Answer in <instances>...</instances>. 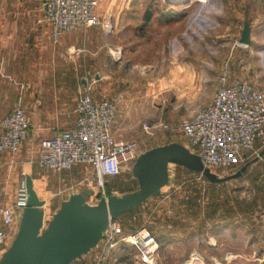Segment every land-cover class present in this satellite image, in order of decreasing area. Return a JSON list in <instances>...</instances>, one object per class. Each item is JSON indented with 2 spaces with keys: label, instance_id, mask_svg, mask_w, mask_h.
<instances>
[{
  "label": "crops",
  "instance_id": "1",
  "mask_svg": "<svg viewBox=\"0 0 264 264\" xmlns=\"http://www.w3.org/2000/svg\"><path fill=\"white\" fill-rule=\"evenodd\" d=\"M42 1L0 0V123L9 112L20 107L27 113L29 124L28 138L14 159L0 151V207L14 204L22 179L25 180V177L29 176L39 200L44 202L42 210L45 229L60 209L61 203L70 195L84 189L92 191L93 194L85 198L87 202V198L96 194L95 189L92 190L95 184L94 173L87 166H76L55 174L54 183L59 186L80 184L82 188L57 201V204L50 205L47 215L46 201L40 195L41 184L38 185L40 167L35 162L42 140L52 138L58 132L74 126L77 118L76 103L85 94L86 88H89L93 100L108 99L115 103L117 116L112 133L116 140L139 142L137 157L151 148L170 143H179L196 154L184 138V143L168 139L170 136L165 134L146 138L141 122L148 114L150 93L156 97L159 94L156 91L159 89L168 85L175 87L179 79H185V82L191 85L189 89L192 100L188 102L192 104L189 107H195L196 111L206 107L213 94L204 98L199 96L205 83L211 80L204 70H198L193 63H188V60L182 64L178 63L177 34L171 32L176 29L177 22L171 10L167 16L157 9H154L153 13L151 8L136 4L132 0H98L96 13L101 19V25L86 30L76 28L69 31L63 35L60 44L55 45L50 37V26L44 18ZM172 7L173 5L168 4L165 11ZM136 13H142V17L136 18ZM131 29H137V37L133 40L135 46L127 50L124 40ZM149 29H154L155 34L159 32L160 37L151 41V38L145 35ZM256 34L250 28V43L243 47L249 49L253 60L248 65V73L241 71L239 77L247 79L264 91L261 88L264 87V74H260L258 69V62H264V52L261 54V50H264V38ZM152 50L155 59L148 63L147 58L143 59V56ZM136 52L143 56L137 61L130 60L132 55L129 53ZM158 53L163 55V59L161 63L156 64ZM140 68L143 69L142 72ZM133 71L136 74L133 75L132 81ZM146 73L151 78L148 82ZM259 76L262 78L254 82L253 79ZM181 103L177 99L174 100L175 107ZM158 107L163 110L165 108L159 106V103ZM155 118L152 121H155ZM263 149L250 158L247 169L236 178L248 176L247 197L243 196L244 187L241 190L233 189L227 192L226 202L224 188L226 183L232 180L211 183L199 173L169 164L168 183L161 188L160 194L117 216L123 233L143 230L154 236L157 242L154 264H183L188 254L197 250L194 243L199 245L198 240L210 246L211 219L218 217L217 222L222 223L220 227L223 231L230 230L229 224L234 222V232L230 235H239L243 213L261 210L264 214V154L259 156ZM242 166L235 169V172ZM184 171L199 174L204 178L190 180L184 186L177 181L171 182L172 173L177 176L178 173L184 174ZM109 178H116L118 183L109 190V195L122 196L138 189V182L132 173L129 176L119 174L106 179ZM134 184L136 189H132ZM172 185L176 186L169 192ZM214 187H221L222 197L220 192H217L218 203L213 206L211 215L210 199ZM177 189H182L179 196L175 191ZM239 192H242L240 197ZM230 195L240 201L234 203ZM151 199L154 202L148 204ZM23 209L18 211L15 224L9 229L5 227L9 235L4 250L10 246L18 232ZM87 255L89 263H85L84 258ZM136 255L137 249L123 242L107 251L103 236L96 247L70 264H145L137 260Z\"/></svg>",
  "mask_w": 264,
  "mask_h": 264
},
{
  "label": "built area",
  "instance_id": "2",
  "mask_svg": "<svg viewBox=\"0 0 264 264\" xmlns=\"http://www.w3.org/2000/svg\"><path fill=\"white\" fill-rule=\"evenodd\" d=\"M97 1L43 0L52 43L59 45L63 35L76 28L86 30L100 26ZM75 111L74 126L40 142L36 163L56 173L76 166L89 167L94 173L98 195L106 199L109 195L105 192V179L118 176L125 167L132 169L139 142L115 139L112 133L117 116L115 103L108 99L93 100L89 88L77 101ZM28 129V116L23 108L9 112L0 123V151L14 159L28 138ZM142 130L147 139L159 131L182 136L210 169L240 167L264 148V92L245 79H231L225 65L219 75V86L206 107L177 123L158 120L142 124ZM26 199L23 178L14 204L0 207V249L5 248L8 240L9 232L5 227L9 229L15 224V217L26 206ZM104 241L107 251L123 242L137 249V260L145 264L155 262L154 236L143 230L124 234L117 219L109 221ZM188 261L189 264H208L195 253Z\"/></svg>",
  "mask_w": 264,
  "mask_h": 264
},
{
  "label": "rangeland",
  "instance_id": "3",
  "mask_svg": "<svg viewBox=\"0 0 264 264\" xmlns=\"http://www.w3.org/2000/svg\"><path fill=\"white\" fill-rule=\"evenodd\" d=\"M132 1H135L136 4L145 5L146 8H151L152 12L154 11V9H157L158 12L161 10L162 12L166 13L165 15L167 16L170 15L169 10L173 12L172 16H174L173 18L176 20L177 25L176 29H172L171 32H176L177 34L178 63L182 64L185 63V60H188V63H193V65L198 70H204V73L208 74L211 78V80L207 81V83H205V85L203 86V89L200 92L201 94H199V96L201 95V98H204L211 94L214 95L217 87L219 86V75L222 73L223 67L225 65L229 68L231 79H242L241 77H239L241 76V71L248 73V65L253 60L250 57L251 53L249 52V49L247 47H243L244 45H239L238 43L240 32L242 31L246 23L249 25L254 34L257 33L256 35L264 38V0H190L189 3L186 4H170L173 5V7L171 9H167V11L165 10L166 7H168L169 3H167L165 0ZM173 1L183 2V0ZM134 16L136 18H140L142 17V13H136L134 14ZM159 19H161V17ZM139 31L141 32L142 30ZM153 32L154 29H149L145 32V35L151 38V41H153V38L160 37L159 32H157L158 34H155ZM129 34L125 36L126 39L124 40L127 50L128 48H132V46H135L133 44L135 43V41L133 40L136 39L134 37H137V29H131ZM127 39L129 40L127 41ZM159 40L160 39H158V42H160ZM237 45L240 47H238ZM261 51V54H263L264 50ZM129 54L132 55V57H129V59L132 61H137L143 56V54H138V52ZM144 55L145 56H143V59L147 58L148 63H151V61L155 59L153 50L151 51V53H144ZM162 56L163 55L161 53H158V55H156V64L162 62ZM240 60H242V62H239ZM258 69L260 71V74H264V62H258ZM139 70L141 72L143 71V69L141 68ZM134 74H136V72L133 71L131 73L132 81ZM145 78L146 82L150 81L151 79L148 76V73H146ZM261 78L262 77L259 76L257 78H254L253 81H259ZM258 83L260 84V82ZM146 87H148V85H146ZM190 87L191 85L189 83L187 84L185 82V79H179L178 84L175 85V87H170L168 85L167 87H163L161 89L162 91L160 89L159 91H156L159 93L158 95H156V97H154L155 94L150 93L148 97L150 98V103H148L147 108V112L149 115L147 114L141 123L153 124L156 122V120L158 121V119H161L160 121L164 123H177L184 118L190 117L196 112L195 107H189L192 104L188 102L192 100V97L190 100ZM170 88L172 89L170 90ZM261 88L264 90V87L261 86ZM160 91L162 94L160 93ZM176 99L179 102H182L177 107H175L174 105V100ZM158 103L159 106H163V108L165 107L164 110L161 109V107H158ZM153 118H155V121H152ZM157 134H165L170 136V138L168 139L179 140L183 142V137L179 135L172 136L162 131H159L158 133H156V135ZM149 145H151V143H149ZM23 146L24 144L22 145V147ZM34 159L35 158H33V160ZM238 166L239 165L232 166L226 170L214 167L211 169V171L217 174V176L219 177H226L234 173L235 169ZM173 169L174 168L171 167V171H173ZM39 171L41 175L39 178V184L38 182L37 184H41L40 195L46 201L45 210L47 211V215L50 205L54 203L57 204V201H61V199L65 197L67 198L69 194H72L74 191L80 190L82 188L80 184H61L59 186L57 183H54L53 176L55 174L57 175L58 173L41 168L39 169ZM120 174L129 176L131 174V169H129V167H125ZM203 178L204 177L201 178L199 174L195 175L185 172L182 175L178 173L177 176H174V174L172 173L170 180L171 182H180L184 186L188 184V181L190 180H202ZM246 180H248V176L246 178L241 177L239 179H234L226 183V187L224 188V202H226L228 194L227 192L229 190H241L242 187H244L243 190L245 191L243 192V196L246 198V193H248V185L246 183ZM117 184L118 183L116 178L105 179L106 194L109 195V190H111V188H113ZM119 184H121V182H119ZM175 186L176 185H172V187L169 188V192L174 190ZM93 187L94 188H92V190L95 189L96 194L92 197L87 198V202L91 205L98 203L101 197L97 193L95 184L93 185ZM214 188L215 189L211 190V215L212 210L214 209L213 206L218 203L216 198L217 192H220L222 197L221 187ZM132 189H136L135 184L134 187L132 186ZM175 191L178 192L179 196L182 192V189H177ZM241 193L242 192H239V197ZM230 198L234 203L235 201L237 202V200H239L235 199L233 195H230ZM153 202L154 200L151 199L149 200L148 204ZM253 211L254 212L252 213H248V211L246 214H242L241 217L243 219V222L240 227L241 231H239V235L236 236L230 235L232 232H234L232 226L234 222L229 224L231 225L230 230L225 229L223 231V228L220 227L222 223L217 222L218 217L213 220L211 219L209 224V242L212 246H208L206 242H203L202 244L198 240L197 242H199L200 244L198 245L196 242L194 243V247L197 248L194 253L198 255L201 260L203 259V261L208 264H264V214H262L261 210ZM195 235H197L196 231ZM199 235L201 236V234ZM4 251L5 250L3 248L0 249V259ZM192 254H188V258L185 259L183 264H189L188 260L190 259V256ZM88 256L89 255L84 258L85 263H89Z\"/></svg>",
  "mask_w": 264,
  "mask_h": 264
},
{
  "label": "water",
  "instance_id": "4",
  "mask_svg": "<svg viewBox=\"0 0 264 264\" xmlns=\"http://www.w3.org/2000/svg\"><path fill=\"white\" fill-rule=\"evenodd\" d=\"M169 4H186L190 0ZM239 44L250 43V27L246 23L241 31ZM264 154V149L259 156ZM174 164L204 176L211 183H223L241 176L248 164L234 174L219 177L204 166L199 155L179 143H170L151 148L141 153L133 163L131 173L138 182V189L122 196L109 195L89 205L85 198L92 195L82 190L61 203L47 227L43 229L44 202L39 200L32 180L25 177L27 195L18 232L4 251L0 264H70L90 252L103 238L110 220L120 214L141 206L151 197L158 196L168 183V165Z\"/></svg>",
  "mask_w": 264,
  "mask_h": 264
},
{
  "label": "trees",
  "instance_id": "5",
  "mask_svg": "<svg viewBox=\"0 0 264 264\" xmlns=\"http://www.w3.org/2000/svg\"><path fill=\"white\" fill-rule=\"evenodd\" d=\"M250 160V159H249ZM249 160L248 161H246L244 164H247L248 162H249Z\"/></svg>",
  "mask_w": 264,
  "mask_h": 264
},
{
  "label": "bare ground",
  "instance_id": "6",
  "mask_svg": "<svg viewBox=\"0 0 264 264\" xmlns=\"http://www.w3.org/2000/svg\"><path fill=\"white\" fill-rule=\"evenodd\" d=\"M201 1V0H200Z\"/></svg>",
  "mask_w": 264,
  "mask_h": 264
}]
</instances>
